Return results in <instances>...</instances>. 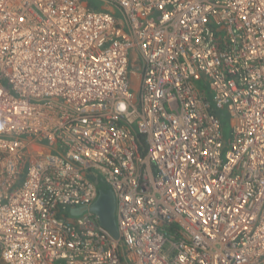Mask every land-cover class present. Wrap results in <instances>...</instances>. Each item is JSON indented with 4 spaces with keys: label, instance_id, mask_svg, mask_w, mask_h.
<instances>
[{
    "label": "built area",
    "instance_id": "2783aa9c",
    "mask_svg": "<svg viewBox=\"0 0 264 264\" xmlns=\"http://www.w3.org/2000/svg\"><path fill=\"white\" fill-rule=\"evenodd\" d=\"M0 264H264V0H0Z\"/></svg>",
    "mask_w": 264,
    "mask_h": 264
},
{
    "label": "water",
    "instance_id": "95a60500",
    "mask_svg": "<svg viewBox=\"0 0 264 264\" xmlns=\"http://www.w3.org/2000/svg\"><path fill=\"white\" fill-rule=\"evenodd\" d=\"M100 196L95 206L94 213L99 217L102 227L107 229L115 238L119 237L115 220V199L109 187L101 180L97 181Z\"/></svg>",
    "mask_w": 264,
    "mask_h": 264
},
{
    "label": "rangeland",
    "instance_id": "374dc122",
    "mask_svg": "<svg viewBox=\"0 0 264 264\" xmlns=\"http://www.w3.org/2000/svg\"><path fill=\"white\" fill-rule=\"evenodd\" d=\"M109 9L112 10L113 13H115L116 15H118V11H116L115 9H112L110 6H108ZM138 77L137 79H135V83L138 84ZM223 135H224V140L225 142H229L230 139H231V133H232V130H231V121H230V118L228 115H225V117H223Z\"/></svg>",
    "mask_w": 264,
    "mask_h": 264
},
{
    "label": "trees",
    "instance_id": "16d2710c",
    "mask_svg": "<svg viewBox=\"0 0 264 264\" xmlns=\"http://www.w3.org/2000/svg\"><path fill=\"white\" fill-rule=\"evenodd\" d=\"M91 7H92L93 9H96V10H97V9H102V7H99L98 5H96V4H94V3L91 4ZM203 87H206V86H203ZM204 90H205V91L207 90L208 92H210V90H209L208 88H207V89L204 88Z\"/></svg>",
    "mask_w": 264,
    "mask_h": 264
}]
</instances>
